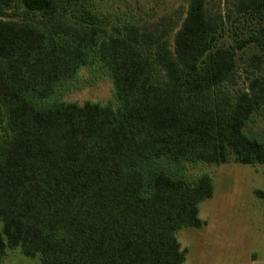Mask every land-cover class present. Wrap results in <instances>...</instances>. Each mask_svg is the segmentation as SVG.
I'll return each mask as SVG.
<instances>
[{
	"label": "trees",
	"instance_id": "trees-1",
	"mask_svg": "<svg viewBox=\"0 0 264 264\" xmlns=\"http://www.w3.org/2000/svg\"><path fill=\"white\" fill-rule=\"evenodd\" d=\"M187 1L181 20L123 21L92 0H0V264L8 248L41 264H185L178 232L204 225L215 192L188 165H264L248 129L264 110V0L225 15ZM236 13L252 24L222 42ZM83 70L111 78L114 100L64 99Z\"/></svg>",
	"mask_w": 264,
	"mask_h": 264
},
{
	"label": "rangeland",
	"instance_id": "rangeland-1",
	"mask_svg": "<svg viewBox=\"0 0 264 264\" xmlns=\"http://www.w3.org/2000/svg\"><path fill=\"white\" fill-rule=\"evenodd\" d=\"M92 1L101 11L123 21L154 20L163 15L181 20L188 9L187 0ZM206 5L210 13L222 12L223 15L228 14L229 8L231 12L233 9L232 1L228 0H206ZM251 22L248 15L233 14L232 20L225 24L222 42L230 40L236 26L247 29ZM242 55L246 58L249 54ZM89 76L90 73L83 70L79 87L67 92L64 99L104 104L114 100L111 78L104 76L95 83H89ZM244 81L245 77L241 82ZM248 129L251 135L264 138V110L249 123ZM202 173L212 175L215 192L200 203L204 225L183 228L178 232L182 248L187 251L185 264H264V165L244 164L233 158L221 164L188 165L187 176L190 179ZM4 262L41 264L38 256L28 257L21 248H8Z\"/></svg>",
	"mask_w": 264,
	"mask_h": 264
}]
</instances>
